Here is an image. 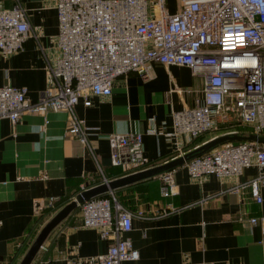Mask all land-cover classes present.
<instances>
[{
	"label": "crops",
	"instance_id": "crops-1",
	"mask_svg": "<svg viewBox=\"0 0 264 264\" xmlns=\"http://www.w3.org/2000/svg\"><path fill=\"white\" fill-rule=\"evenodd\" d=\"M17 2L25 11L29 36L18 53L0 54V87L23 88L34 103L48 84L47 66L57 57L54 0ZM13 3L0 0V10ZM205 81L185 67L152 64L147 78L129 73L115 79L108 97L79 98L72 112L93 129L87 147L66 134L65 111L23 114L14 125L0 119V264H18L42 227L79 192L103 179L134 173L110 166L108 135L141 134L144 170L225 134L231 125L215 124L193 141L167 136L171 112L199 103ZM246 130L239 129L237 135H248ZM184 164L167 171L175 185L171 196L160 194L164 172L103 194H111L132 213L130 231L119 238H127L138 257L121 264H264V230L248 223L264 217V187L259 189V204L248 189L238 187L255 178L258 168H245L236 178L206 175L194 180ZM80 221L76 208L48 234L30 264H70L74 259L91 264L103 255L112 242L82 228Z\"/></svg>",
	"mask_w": 264,
	"mask_h": 264
},
{
	"label": "built area",
	"instance_id": "built-area-1",
	"mask_svg": "<svg viewBox=\"0 0 264 264\" xmlns=\"http://www.w3.org/2000/svg\"><path fill=\"white\" fill-rule=\"evenodd\" d=\"M167 0H54L57 18V57L47 66L48 84L34 103L23 88L0 87V119L14 125L23 114L65 111L66 134L86 146L93 129L72 112L79 98L108 97L111 83L129 73L150 76L152 64L180 66L205 81L201 101L170 114V133L187 141L210 133L215 124L231 125L223 135L264 133V0H178L169 13ZM29 36L24 9L17 0L0 10V54L23 49ZM84 100L83 105L89 106ZM229 127V126H228ZM110 166L134 173L143 170L141 134L108 135ZM264 146L252 142L222 144L184 164L190 179L213 175L236 178L250 166L258 175L238 186L248 189L257 204L264 187ZM101 175V171L98 169ZM102 176V175H101ZM107 181L103 179L102 183ZM162 197L173 195L169 172L159 177ZM82 228L112 242L91 264H121L137 259L130 241L132 213L112 195L95 197L77 206ZM137 215H140L139 213ZM250 225L264 230V217ZM41 248V246H40ZM70 264H90L74 259ZM181 264H211L183 262Z\"/></svg>",
	"mask_w": 264,
	"mask_h": 264
},
{
	"label": "water",
	"instance_id": "water-1",
	"mask_svg": "<svg viewBox=\"0 0 264 264\" xmlns=\"http://www.w3.org/2000/svg\"><path fill=\"white\" fill-rule=\"evenodd\" d=\"M232 142H252L264 145V135H254L248 134L246 136H239L236 134L232 135H222L208 140L206 143L200 147L188 152L178 158H175L165 164L155 166L152 168L144 169L139 172L130 174L128 176L108 181L106 183L98 184L91 188L82 190L79 192L74 200L62 207L49 221L46 223L37 236L34 238L23 257L18 264H30L34 255L48 236V234L57 226L73 209H75L78 204L88 201L92 198L98 197L100 195L109 193L117 188L132 184L134 182L148 179L156 176L160 173L167 172L174 169L175 167L181 166L184 162L196 157L200 154L206 153L211 149L226 143Z\"/></svg>",
	"mask_w": 264,
	"mask_h": 264
},
{
	"label": "rangeland",
	"instance_id": "rangeland-1",
	"mask_svg": "<svg viewBox=\"0 0 264 264\" xmlns=\"http://www.w3.org/2000/svg\"><path fill=\"white\" fill-rule=\"evenodd\" d=\"M178 5H179V2H178V0H169V2H168V9L169 10H175V8L176 7H178ZM246 130V129H245ZM247 131V130H246ZM263 135H264V133H263ZM264 148V147H263Z\"/></svg>",
	"mask_w": 264,
	"mask_h": 264
},
{
	"label": "trees",
	"instance_id": "trees-1",
	"mask_svg": "<svg viewBox=\"0 0 264 264\" xmlns=\"http://www.w3.org/2000/svg\"><path fill=\"white\" fill-rule=\"evenodd\" d=\"M248 134H250V132H249ZM262 135H263V134H262ZM237 143H240V142H232L231 144H234V145H236ZM102 197H106V196H105V195H103ZM66 202H67V201H65V202H64V204H62V206H63V205H65V204H66ZM67 204H68V203H67ZM76 208H78V207H76ZM76 208H75V209H76ZM75 209H73V210H75ZM78 209H79V208H78ZM73 210H72V211H73Z\"/></svg>",
	"mask_w": 264,
	"mask_h": 264
}]
</instances>
